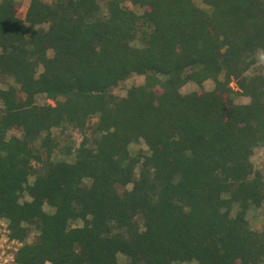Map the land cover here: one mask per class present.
I'll return each mask as SVG.
<instances>
[{"label":"trees","instance_id":"16d2710c","mask_svg":"<svg viewBox=\"0 0 264 264\" xmlns=\"http://www.w3.org/2000/svg\"><path fill=\"white\" fill-rule=\"evenodd\" d=\"M202 3L29 0L20 17L0 0V220L16 264H264L247 218L264 205V65L250 70L264 0ZM132 74L143 82L114 94ZM70 132L77 146L60 145Z\"/></svg>","mask_w":264,"mask_h":264},{"label":"rangeland","instance_id":"374dc122","mask_svg":"<svg viewBox=\"0 0 264 264\" xmlns=\"http://www.w3.org/2000/svg\"><path fill=\"white\" fill-rule=\"evenodd\" d=\"M19 3V8L17 11L18 16L23 17L25 14V9L28 5L29 0H15ZM50 1V0H47ZM197 6L205 8L206 10H210L207 6L202 3V0H193ZM128 6H131L129 3H126ZM104 5V4H103ZM264 65V55L258 54L256 64L250 69L252 71H259L263 68ZM250 71V72H252ZM143 82V76H139L136 74L130 75L127 79L122 80L118 83L116 87H114L113 92L118 96H123L126 93V90L132 85H138ZM231 86H235L233 82H231ZM214 87V83L212 80H206L203 82L202 87L197 86L196 84L189 82L183 85L180 88L182 93H188L193 90H211ZM235 88V87H234ZM233 99L236 103H246L249 101L248 97L242 96L240 94L234 93ZM37 101L39 103L42 102H51L50 100L46 99L44 95H38ZM54 136L57 134L54 132ZM80 139L79 135L74 132H70V135L67 136H58L59 144L60 145H70L73 147L77 146V142ZM130 152L133 154L138 150H147L146 145L143 142L132 143L129 145ZM62 157L59 153H56L55 158ZM66 159H71V156L67 157ZM253 164L254 166L259 169L264 177V148L256 149L253 157ZM33 179V178H32ZM48 210V207H45ZM234 210L236 206L234 205ZM233 210V211H234ZM247 218L251 224V226L261 232L264 233V205L259 208H250L247 211ZM73 225H81V221H75L72 223ZM8 230L6 227V222L4 220L0 221V264H11L10 256L13 254L15 247L17 246L16 243H12V240L8 239ZM34 238V233H30L27 237V241H32ZM118 259L120 262L125 260V257L121 254H118ZM172 264H196L194 261L190 262H174Z\"/></svg>","mask_w":264,"mask_h":264},{"label":"built area","instance_id":"2783aa9c","mask_svg":"<svg viewBox=\"0 0 264 264\" xmlns=\"http://www.w3.org/2000/svg\"><path fill=\"white\" fill-rule=\"evenodd\" d=\"M1 221V220H0ZM16 243V247H15V250H14V252L16 251V249H17V247L21 244V242H19V241H16V240H12V243ZM14 252H13V254L10 256V261H11V264H16L15 262H14Z\"/></svg>","mask_w":264,"mask_h":264},{"label":"crops","instance_id":"0c3cea01","mask_svg":"<svg viewBox=\"0 0 264 264\" xmlns=\"http://www.w3.org/2000/svg\"><path fill=\"white\" fill-rule=\"evenodd\" d=\"M26 8H27V7H26ZM25 11H26V9H25ZM260 207H261V206H260ZM250 208H251V207H250ZM250 208H249V209H250ZM252 208H255V207H252ZM252 208H251V209H252ZM256 208H257V207H256ZM258 208H259V207H258ZM249 209H248V210H249Z\"/></svg>","mask_w":264,"mask_h":264}]
</instances>
